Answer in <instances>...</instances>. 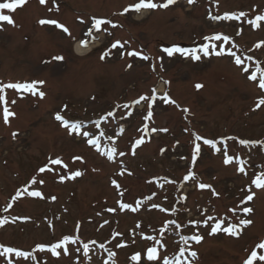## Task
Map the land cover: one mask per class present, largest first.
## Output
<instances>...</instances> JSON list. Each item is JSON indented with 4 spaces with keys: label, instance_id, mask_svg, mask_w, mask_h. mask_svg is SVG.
Masks as SVG:
<instances>
[{
    "label": "rangeland",
    "instance_id": "1",
    "mask_svg": "<svg viewBox=\"0 0 264 264\" xmlns=\"http://www.w3.org/2000/svg\"><path fill=\"white\" fill-rule=\"evenodd\" d=\"M136 2L46 0L41 4L40 0H27L12 13L4 10L14 24L0 22V83L44 81L38 88L45 96L40 99L5 89L7 104L0 102V219L8 220L0 227V245L32 253L28 260L14 254L0 256V264H134L130 257L139 252L143 258L147 247L154 244L149 236L164 243V249L157 247L169 258L178 255L180 247H190L198 254L192 264H244L252 251L264 255V249L257 247L264 242V190L252 186L253 200L240 203L255 174L264 171V146L239 143L241 139L264 141V105L256 107L264 90L258 87V79H248L257 63L264 67V21L260 28L249 23L256 15H264V0H195L193 4L177 0L167 9L121 16L125 7ZM241 12L245 16L239 19H222L225 14L239 16ZM214 16L221 19H212ZM96 18L118 27L102 25L89 36ZM43 19L56 20L71 35L52 24L41 25ZM99 33L98 48L79 57L77 42H89ZM215 34L230 38L214 42L216 50H225L221 56L198 53L201 60L185 61L178 53L168 57L159 49L160 44L201 48L210 43L205 37ZM117 40L128 43L111 49ZM109 50L110 55L101 60ZM129 51L141 52L149 59L130 57ZM229 51L241 56L244 64L237 66ZM54 56L64 59L54 61ZM249 56L253 59L248 60ZM196 84L203 87L197 90ZM158 85L163 95L152 106V118L146 119L148 103L136 101L151 96ZM165 95L175 104L165 103ZM12 100H16L14 105ZM4 106L15 113L7 124ZM110 111L115 115L101 121ZM56 114L69 122H81V134H69L55 119ZM96 121H101L99 127ZM84 131L95 136L104 133L99 152L86 143ZM14 132L18 133L15 138ZM196 135L215 140L220 151L199 141L201 153L193 166ZM110 136L118 148L114 161L102 154L112 146ZM141 137L145 142L136 147L135 141ZM225 149L234 158L232 164L223 162ZM121 151L126 154L120 156ZM57 158L67 168L50 163ZM237 159L246 162L247 175L238 171ZM41 167L53 171L41 173ZM121 168L125 169L123 175L118 174ZM77 170L83 175L70 179ZM190 170L194 179L186 181ZM33 179L44 182L31 185ZM201 183L211 187L201 189ZM25 187L41 191L42 197L21 196L14 201L16 192ZM213 190L218 195H213ZM121 202L131 207L139 204V208L135 212L121 210ZM153 205L168 211L160 212ZM243 207L252 212L244 213ZM209 216L215 220L205 226ZM241 219H250L252 224L240 225L239 235L223 231L209 235L215 222H223V228L239 225ZM168 221L175 223L169 226ZM162 228H167L163 236ZM115 233L121 235L113 239ZM77 234L80 240L69 246L70 255L56 258L37 249V245L50 246L63 236ZM194 234L203 236L200 244L189 240L185 245L181 240V236ZM83 243L89 244L87 257ZM121 243L127 246L116 247ZM109 251L116 255L109 257ZM185 258L192 259L187 252ZM254 264L264 262L256 260Z\"/></svg>",
    "mask_w": 264,
    "mask_h": 264
},
{
    "label": "snow or ice",
    "instance_id": "2",
    "mask_svg": "<svg viewBox=\"0 0 264 264\" xmlns=\"http://www.w3.org/2000/svg\"><path fill=\"white\" fill-rule=\"evenodd\" d=\"M27 2V0H2V2H0V22H6L7 24L13 25L14 24V20L12 19L11 15L8 14H4V10H7V12L12 13L14 12L18 7L23 6L25 3ZM177 2V0H164V2L161 3H157L154 2V0H138V2L133 3L128 5L127 7L124 8L123 12L121 13V15L128 13V12H135V13H141L142 10H156V9H167L170 5H173ZM41 4L46 3V0H40ZM189 4H193L195 3V0H188ZM241 16H245V13L241 12L239 14V16L236 15H231V14H225L224 17H222V19H239ZM212 19H221V17L218 16H214L212 17ZM261 21H264V15H256L255 19L253 20H249V23H251V25L254 28H260L261 27ZM39 23L41 25H46V24H52L55 25L57 28L62 29L65 33L71 35V33L69 32V29L64 26L63 24H60L59 22H57L56 20H51V19H43L40 20ZM111 24V26L113 28L118 27V25L112 23V21L110 20H106V19H102V18H96L94 19V22L91 24V27L89 28L88 31V35L91 36L92 35V30L95 29L96 31H99L101 29L102 25H109ZM206 40L210 41V43L204 44L201 48H182L179 46H172V47H167L163 49V52L167 54L168 57H173L175 54H180L181 56L188 58L190 57L192 60L194 61H199L201 60V55L198 53H202L203 57H209L210 55L214 54L216 56H221L225 53V50L223 48H220L219 50H216L217 45L214 42H218V41H223V42H227L229 41V37L227 35H221V34H215L209 37H205ZM82 46L87 47L88 46V41H82ZM128 42L125 41L123 43H121L120 41H115L112 45H111V49H116V48H124L125 45ZM261 45L258 43L256 45L257 48H259ZM211 49V51H210ZM229 55L233 56L234 59V63L237 66H240L242 64H244V60L241 58V56L237 55L235 52L229 51L228 52ZM110 55V50L108 52H105L103 55H101V60L105 59L106 56ZM123 55V53H122ZM127 55L132 57V56H138L143 60H147L149 59V57L144 56L141 52H137V51H129L127 52ZM52 59L54 61H62L64 59L63 56H54L52 57ZM248 60H252V57H247ZM128 67H132L131 64L128 65ZM154 69V66H153ZM244 72H249V68L247 66H245L243 68ZM257 74H259V76H257ZM248 79L251 81H256L258 79V87L261 90H264V67H261L258 63L256 64L254 70L251 72V74L248 76ZM45 82L44 81H32V82H26V83H7V84H3L0 83V102H3L5 104H7L6 101V97L4 95L5 93V89H15L18 92H25V93H31L32 95H38L40 99H43L45 96V93L43 91H40L38 88V85L42 86ZM165 83H168L167 81H165ZM195 87L197 88V90H199L200 88L203 87L202 84H196ZM157 100V95H156V90L153 89L152 90V94L151 96H141L139 97V99L136 101L137 104H139L141 101H145L148 103V111H147V116L145 117L146 119H151L153 116V112H152V106L153 104L156 102ZM162 100L165 103H169V104H175V101L170 99V97H168L167 95L162 97ZM16 100H12L11 104H15ZM261 105H264V98H261L258 100L256 107L259 108ZM184 112H188L189 109L184 108L183 109ZM115 113L114 112H108L106 116L101 117V121H107L108 117L114 116ZM15 113L9 110L8 106H4L3 107V121L5 124H7L9 122V117H14ZM55 119L57 121H59L61 123V125L66 128L69 131V134L72 133H76L78 135L81 134V128L83 127L81 122H69L68 120H66L63 116H61L60 114H56ZM101 121H96L94 122L96 127H99L100 122ZM123 131V130H122ZM163 131H167V129H163ZM18 135V133H13V137L15 138ZM82 136L87 138L86 139V143L90 146H92L93 148H95L98 152L100 151L101 148V137L104 136V133L101 132L99 134V136H95L94 134H90L88 131H84L82 133ZM108 139L110 141H112V146L109 147L108 149H106L102 154L106 155L108 160L110 161H114L115 157L117 155L118 152V148L115 144V141L113 140V138L110 136L108 137ZM227 139H235L233 137H228ZM194 148H193V153H192V165H195V162L199 156V154L201 153V143H198L199 141H202L203 145H207L210 148L216 150L217 152L220 151L219 148H217V142L213 139H207V138H203L200 135H196L194 138ZM144 139L143 137L137 139L135 141V146L138 147L140 145H142L144 143ZM239 143L245 147H247L250 143L255 146L256 143H260L262 146H264V141H260V142H255V141H248V140H239ZM126 153L125 152H119L120 156H124ZM132 154L134 155L135 152L133 150ZM75 159H82L81 157H76ZM233 156H229L227 149L224 150V164L225 165H229L233 163ZM236 162L239 164L238 167V171L240 173H244L245 175H247L246 171H245V167L244 164L246 163L243 160H239L237 159ZM50 163L53 165H62L64 168H67L66 164H63V161L59 158L57 159H51ZM39 171L41 173H44L45 171H53V169L47 168V167H41L39 169ZM125 169L121 168V171L118 173L119 175H123L124 174ZM129 175H131V172H128ZM83 175V173L79 170L71 173L70 175V179H75L79 176ZM61 181H63L65 179L64 176L60 177ZM184 179L187 181L189 179H194V173L190 170L188 175H186L184 177ZM43 179L37 180V179H33L31 181V185H35L38 186L40 184H43ZM112 184L119 190L120 185L117 183V181L113 180ZM252 186L255 187V189H261L264 190V171H260L257 172L254 176V179H252L251 184L248 186L247 188V192L248 194L246 195V197L240 202L241 204H246L247 202H250L253 200L254 198V192L252 190ZM210 185H205L203 183L199 184V188L204 189V188H210ZM120 195H123V193L121 192ZM213 195H218L217 193H215V191L213 190ZM21 196H27V197H42V192L39 190H32L29 191L28 187H25L21 190H18L15 194V196L13 197V200H17L18 198H20ZM53 199H55V197H53ZM142 203V202H141ZM152 207L154 208H159L160 212H167L168 209H165L163 207H159L158 205H153ZM119 208L121 210L124 209H128L130 211H137L139 208V204L137 205V207H131L128 203H123L121 202L119 204ZM8 209H4V211H7ZM109 211L115 212L116 209H109ZM230 211L235 212V209H231ZM242 211L244 213H251L252 209L250 207H243ZM20 219H27V218H20ZM209 220H215L214 217L209 216L206 220H204V225L205 226H209L208 225V221ZM6 223H8L7 219H0V227H3ZM107 223V222H106ZM175 222L174 221H168V225H173ZM193 223V225H198L199 222H190ZM222 223L223 222H215L213 225L210 226V232L209 235H213L216 234L219 231H223L225 233H227L228 235L231 236H237L239 235V226H245L247 227L248 225L252 224V221L250 219H241L239 221V225H230L228 227H223L222 228ZM51 226V225H50ZM141 227V225L138 223L136 225V228L139 229ZM175 227L177 229L180 228V225L176 224ZM167 230V228H162L160 231V235L163 236L164 232ZM121 235L120 233H115L113 235V239H115L117 236ZM147 239L154 241V244L152 246L147 247L146 249V253L144 254L143 258L141 253H135L130 257V260L134 262V264H154V262L160 261V264H192V261H194L197 258V252L196 251H192L190 250V247H180L179 248V252L178 255L174 256L173 258H169L167 256H162L161 252L158 250L157 245H159L160 249H164L165 245L164 243L161 242V240L158 237H153V236H149L147 237ZM80 240L79 235H66L63 236L60 240L53 242L50 244V246H46V245H37V249L39 252H48L51 254V256L59 258L61 255L67 256L70 255V245H76ZM181 240L183 241V243L185 245L188 244L189 240L194 241L196 244H200L201 241L203 240V236L199 235V234H194L190 237H184L181 236ZM135 242V241H133ZM93 244H95V241H92ZM127 245L125 244H117L116 247H126ZM100 248H104L105 245L104 244H100L99 245ZM258 248L260 249H264V242H261L257 245ZM0 248H2V251H0V256H5L8 254H14L16 257H20L23 258L24 260H28L30 258H32V253L31 252H27V251H22V250H18L15 249L13 247H5L3 245H0ZM82 250H83V255L85 257L88 256L89 253V244L88 243H83L82 244ZM76 251H80V248L78 247L76 249ZM187 252L188 256L191 257L192 259L189 260L187 258H185V253ZM116 255L115 252H111L109 251V257H114ZM183 258V259H182ZM259 260L264 262V255H260L257 256V252L256 251H252L249 258L246 259L244 261V264H254V261ZM8 264H12L11 261L8 262ZM46 264V262H45Z\"/></svg>",
    "mask_w": 264,
    "mask_h": 264
},
{
    "label": "bare ground",
    "instance_id": "3",
    "mask_svg": "<svg viewBox=\"0 0 264 264\" xmlns=\"http://www.w3.org/2000/svg\"><path fill=\"white\" fill-rule=\"evenodd\" d=\"M140 15H142V13L141 14H139V16ZM95 47H92V48H90L89 50H87V49H80L78 46H77V48H76V53H77V55L79 56V57H83L84 55H86V54H88V53H91L92 52V50L94 49ZM162 89V88H161Z\"/></svg>",
    "mask_w": 264,
    "mask_h": 264
}]
</instances>
